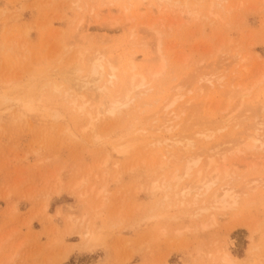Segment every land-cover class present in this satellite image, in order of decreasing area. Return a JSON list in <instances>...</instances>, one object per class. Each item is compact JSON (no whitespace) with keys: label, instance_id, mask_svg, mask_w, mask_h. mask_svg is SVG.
Listing matches in <instances>:
<instances>
[{"label":"rangeland","instance_id":"374dc122","mask_svg":"<svg viewBox=\"0 0 264 264\" xmlns=\"http://www.w3.org/2000/svg\"><path fill=\"white\" fill-rule=\"evenodd\" d=\"M107 1L0 0V264H223L225 255L264 264V157H216L236 203L207 207L219 187L200 196L196 176L209 158L197 167L199 157L163 158L165 148L129 131L150 123L145 115L139 122L138 107L90 125L72 104L86 91L63 82L72 61L97 48L110 57L149 52L153 66L165 61L166 94L239 56L249 70L238 84L251 88L248 103L260 101L264 0ZM147 24L156 36L141 31ZM79 26L86 35L77 36ZM237 63L226 67L229 77ZM212 98L225 106L227 94ZM124 138L131 146L120 153ZM190 165L194 177L166 199L163 181ZM188 184L193 190L183 196ZM89 229L95 244L87 248Z\"/></svg>","mask_w":264,"mask_h":264},{"label":"bare ground","instance_id":"6f19581e","mask_svg":"<svg viewBox=\"0 0 264 264\" xmlns=\"http://www.w3.org/2000/svg\"><path fill=\"white\" fill-rule=\"evenodd\" d=\"M118 1L108 0L107 3L109 5L114 3L113 6H115ZM147 5L151 6V4ZM126 9L128 10L127 6ZM100 11H98L100 14L97 13L101 16ZM94 17L97 18L96 15ZM147 25L148 27L141 31L156 36V33L152 32L153 25ZM123 29L124 26L121 30ZM88 31V28L79 26L77 36L82 37ZM158 48L159 53L162 52L160 44ZM142 53H140L142 58L134 51H129L122 57H110L109 50L97 48L81 61L73 60L72 64L65 69L66 71H63L64 78L62 75L60 77L63 78V82L71 83L74 87L86 91L88 96L86 100L73 99V108L78 115L88 117L91 125L102 114L115 117L126 109L138 107L142 114L139 122L145 115L151 124L149 123L148 127L141 132L136 131L137 126H133L130 132L136 133L142 140H148L149 145L165 148L167 155L163 158L168 160L181 161L184 158L183 160L189 163L191 157H199V160L195 162L197 167L201 158L203 162L205 158H209L205 161L208 163L204 162L205 169L200 168L196 176V181L200 185L197 188L205 190L202 194V191L198 189L202 194L200 196H207L211 188L217 186L219 188L213 192L209 199L210 205L207 207L212 204H222V208L225 209L230 203H236L235 193L225 182V176L218 166L216 157H225V159L226 157H256V155L264 157V95L262 100L254 98L252 103H248L246 98L251 88L238 84L241 75L249 70L245 66L246 63L244 64L247 58L238 60L239 56H237V58H231L232 63H227L226 58L219 67L216 64L210 72L197 71L190 80L191 86L186 91L181 90L180 83L172 89V92L166 94L165 86L162 85L165 83L162 78L166 77V62L161 61L157 66H153L150 53ZM143 61L146 63L145 67L141 64ZM234 61L238 62L242 71L236 69V76L229 77L225 70L227 66H232ZM62 68L64 70L65 67ZM263 80L262 75L254 86H259ZM156 82L160 84L156 86ZM63 86L64 83L61 86L54 85L53 90L62 91ZM28 87L31 89L28 90L30 98H33L35 86L28 85ZM214 92L227 94L225 106L223 101L219 104L213 103ZM25 93L28 95V92ZM64 94L66 98L72 97L70 90H65ZM255 100L258 101L255 102ZM29 103L27 102V105ZM151 119L154 120L151 121ZM129 143L128 139H122L117 143L116 150L120 153L125 152L128 146H131ZM209 143L213 145L209 147ZM209 167H213L212 175L210 172L206 173ZM193 168L194 166L191 168V165L186 167L183 175L175 173L170 181H163L161 188L158 186L154 188L165 190L168 193V195L165 194L166 199H169L171 194L177 196L178 183L184 177H192ZM188 185L180 191L182 195L193 190L190 184ZM93 233L90 229L86 232L87 248L95 244ZM222 263L235 264L230 255H225Z\"/></svg>","mask_w":264,"mask_h":264}]
</instances>
